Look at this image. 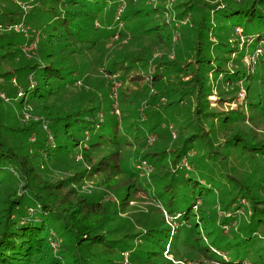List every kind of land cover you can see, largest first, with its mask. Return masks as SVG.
<instances>
[{
    "label": "trees",
    "instance_id": "obj_1",
    "mask_svg": "<svg viewBox=\"0 0 264 264\" xmlns=\"http://www.w3.org/2000/svg\"><path fill=\"white\" fill-rule=\"evenodd\" d=\"M263 240L264 0H0V264H264Z\"/></svg>",
    "mask_w": 264,
    "mask_h": 264
},
{
    "label": "rangeland",
    "instance_id": "obj_2",
    "mask_svg": "<svg viewBox=\"0 0 264 264\" xmlns=\"http://www.w3.org/2000/svg\"><path fill=\"white\" fill-rule=\"evenodd\" d=\"M171 2V1H170ZM170 2H166V4H168V5H170L169 3ZM167 6V5H166ZM169 15L168 14H163V16L162 15H159L158 16V18H157V21L158 22H161V20H162V18L163 17H168ZM236 17V16H235ZM232 18V19H237V18ZM241 26H242V28L243 29H245V34H247V35H252V34H255V33H257V32H259V31H261L262 30V27L261 26H258V25H251V24H249L248 22H246L244 19H238V21H237ZM174 35V34H173ZM172 35V36H173ZM177 40V39H176ZM172 52H175V50L174 51H172ZM173 54V53H172ZM175 54V53H174ZM173 54V55H174ZM166 66L167 65H165V66H162L161 68H158V70L159 71H164L165 70V68H166ZM132 69L135 71V72H138V73H140V74H142V75H144V79L142 80V81H140L138 84H134V83H131L130 81H126L125 82V86H128V87H130V88H132V89H135V90H138V91H140L141 89H145V87H146V85L147 86H150V87H148L147 89H146V93H149L150 91H149V89L151 88V86L152 85H150L149 84V79L151 78V76H152V74L155 72V67L153 66V65H151V66H148V67H141V65L140 64H138V63H135L133 66H132ZM168 71H169V76L172 78V79H175L176 77H181L182 76V73L180 72V71H178V70H172V69H168ZM111 97L113 98V100H114V107L116 108V113L119 115V117H121L122 116V109L123 108H125V107H123L122 106V104H121V102H120V97H119V94H117V92H116V94L114 95V94H112L111 95ZM240 98V97H239ZM229 107H232L231 105H229V104H227V103H224L223 105H218V103H217V105H216V103H211V108L213 109V110H221V109H224V110H226L227 108H229ZM3 108L4 109H9V107H8V105H3ZM170 134H171V139H172V141L171 142H177V138H178V135H177V133L173 130V132L171 131L170 132ZM174 134H175V136H174ZM155 137V136H154ZM155 141V138H153V140L152 141H150L151 143H153ZM135 164L137 163V161H133ZM149 174H148V177L147 176H145V179L149 182ZM87 188L88 189H91V187L90 186H88L87 185ZM263 243H264V240H263Z\"/></svg>",
    "mask_w": 264,
    "mask_h": 264
},
{
    "label": "built area",
    "instance_id": "obj_3",
    "mask_svg": "<svg viewBox=\"0 0 264 264\" xmlns=\"http://www.w3.org/2000/svg\"><path fill=\"white\" fill-rule=\"evenodd\" d=\"M15 29H17V30H21V31H25V29L23 28L22 25H17V26L15 27ZM237 31L239 32V28H237ZM30 46H31V47H35V43H32ZM257 51H258V52H261V49H258ZM113 90H114V93H113V94L115 95V94H116V86L113 87ZM244 93H245L244 89H241L240 92H239V97H240V99L244 97ZM18 95H19V94H18ZM150 140H152V138H150ZM142 168H143V169H146V166L143 165ZM124 256L126 257V256H127V253H124ZM125 264H126V263H125Z\"/></svg>",
    "mask_w": 264,
    "mask_h": 264
}]
</instances>
